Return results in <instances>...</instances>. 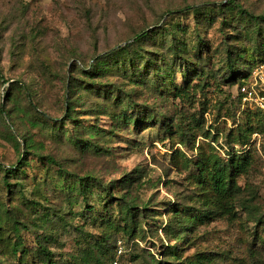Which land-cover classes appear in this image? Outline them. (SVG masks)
Wrapping results in <instances>:
<instances>
[{
	"label": "rangeland",
	"instance_id": "1",
	"mask_svg": "<svg viewBox=\"0 0 264 264\" xmlns=\"http://www.w3.org/2000/svg\"><path fill=\"white\" fill-rule=\"evenodd\" d=\"M227 1L0 0V163L14 171L5 176L0 171V264H40L33 256L14 257L11 248L20 240L34 252L44 237H51L46 245L58 264H74L73 257L96 240L108 241L110 257L103 264H170L164 254L175 245L182 259L198 254L212 259L204 264L264 263V225L258 224L264 221V117L238 108L236 86L224 82L226 52L245 50L251 66L264 57L253 54L243 23L230 14H216L210 25L196 23L189 13L202 5L226 7ZM235 4L264 16V0ZM157 30L165 37L135 43L137 35L154 36ZM167 31L187 46L203 44L201 61L189 55L192 69L172 68L176 88L187 90L184 97H173L170 88L160 94L150 72L145 86L132 85L116 71L93 72L96 59L124 46H141L160 66V59L169 60ZM201 70L195 78L192 73ZM180 71L190 74L188 86ZM94 84L100 94L90 92ZM112 88L131 95L134 114L162 113L185 137L160 133L159 119L115 128L109 115L118 110L102 92ZM247 118L256 128L250 136ZM245 133L246 145L238 144ZM234 154L249 158L247 171L232 178L238 187L234 212L215 213L176 244L164 230L169 208L201 209L194 198H207L199 193L209 189L207 183L196 187L187 160L225 162ZM19 163L23 174L15 171ZM77 178H94L109 189L113 213L118 202L146 207L138 219L142 232L125 236L115 228L121 223L107 221L96 195L88 194L85 204L68 191Z\"/></svg>",
	"mask_w": 264,
	"mask_h": 264
},
{
	"label": "trees",
	"instance_id": "2",
	"mask_svg": "<svg viewBox=\"0 0 264 264\" xmlns=\"http://www.w3.org/2000/svg\"><path fill=\"white\" fill-rule=\"evenodd\" d=\"M225 6L226 7H224V5H202L190 8L189 13L193 14L196 23H200V21L203 20L210 25L213 23L216 14H230L229 17L231 20L234 19V21L237 23H243L245 35L254 45L252 50L253 54H257V57H264V16H253L252 14L244 11L242 8L237 7L235 0H228ZM166 33L167 35L172 36L170 44L166 50L169 60H166L163 57L160 59V66L156 64L157 60L150 59V55L146 54L141 46H138L137 49H130L132 46H124L118 48L114 52L96 59L92 69L93 72L99 75H106V73L116 71L121 73L124 78H129L132 85L140 86H145L147 83H149L150 77H148V72H150L152 75L151 78L154 79L152 86H156V88L159 89L158 91H160V94L163 89L170 88L171 91L174 92L173 97H184L187 90H185V88H176L175 80L171 73L172 68L191 66L190 68L192 69L193 60L189 59V55L192 54L194 59L201 61L200 51L203 47V44L202 41H198V43L195 45L187 46V44L183 41L180 42L176 39L173 31L171 34H169L170 31H167ZM164 34L165 32L161 30H157L154 36H150L148 33H141L136 36L135 43L139 45L146 43L147 41H153L156 36L165 37ZM250 63L251 59L246 58L245 50L237 51L235 54L226 52L225 69L227 74L224 78V82L235 85L238 92V89L241 86L248 83L251 71L264 65V60H259L255 66H251ZM139 68L141 70H139ZM142 72H147V76L142 77ZM203 73V70H201L199 72H193L192 74L195 78H199L203 75ZM179 74L184 78V85L188 86L190 82V74L185 75V72L181 71ZM210 75V71L207 70V76ZM90 89V92H92L94 89L95 91H98V86L94 84L90 87ZM102 92L104 93V100L107 102H112L111 105L113 108L118 110V112H111L109 115L115 128L128 127L129 125H132L134 128H138L142 125H145L146 123H153L159 119L160 133L163 135H171V133L175 131L176 134L180 135L179 137H185L180 127L178 125H175L174 127L173 124L169 122L162 113H159L157 118L154 116V113L157 111H149V116L147 117L146 115H148V112L141 113L137 111L136 114H134L133 110L135 105L130 94L122 96L119 94V90L114 88L108 92L105 90ZM97 93L100 94V91ZM113 94L114 99H112ZM237 102L238 108H240L241 102L239 96H237ZM246 111H250V109H246ZM253 111H255V117L258 115L264 117V111ZM71 112V109L68 110V117L69 113ZM36 114L40 116L39 113ZM45 121L47 122L48 120L45 119ZM247 122L249 124L247 125L245 132H247V135L250 136L252 133H254L256 128H252L249 118H247ZM56 128L57 130L61 129L60 123L56 126ZM92 133H94V135L96 134L94 131H92ZM247 135L246 133L243 136L240 134L239 139L236 140V142L240 145H246L248 141ZM84 145L85 148L92 147L93 149H98L92 144ZM49 161L51 162V160ZM197 161V163H194L192 159H189L187 160L186 165L191 167V169H193L191 171L196 174L197 182L195 185L197 188L202 187L203 189L204 183L209 185V189H203L199 193V195L205 193L208 196L201 201H199L197 198H194L195 202L201 207V209L198 210H194L190 207L187 208L177 206L169 208L168 213L170 218L168 224L164 227V230L168 233L167 235H169L172 240L176 242V244L184 241L188 232L190 233L192 230H194L198 223H202L203 221L210 219V217L215 213L224 211L231 214L234 212L233 207L236 203V200L238 199V187L235 186L232 178L236 173H245L249 166V158L239 154L232 155L225 162L221 160L208 161L206 159ZM21 165L22 163H19V166L15 171L23 174L25 170H23V168L21 169ZM0 171L4 176L14 172L12 169L5 168V166L1 163ZM190 175L192 176V174ZM4 183L6 187H9L6 182ZM93 189L97 190L98 192L93 194ZM67 190L75 193V196L81 197L85 204H87L88 201V194L91 196L96 195L99 203L100 201H103L102 207L107 213V221L121 223L122 227L119 225L121 228H119L118 225L115 228L119 229V231H121L125 236L130 237L134 232H137V234L142 232L138 219H143L145 217L147 208L143 207L142 209L138 210V208L130 204L118 202L115 204L116 210H114V214L113 211H111L113 207L110 203V199L112 200L110 191L107 188L101 187L98 180L94 178H77L75 182L67 187ZM88 207L94 211L93 205L90 206L89 204ZM260 223H263L264 225L263 220H259L258 224ZM50 241L51 237H44L43 243H40L38 240L34 252H32L33 249H26L23 242L18 240L13 244L11 253L14 257H17L18 254L20 255L19 257H22L23 255L27 256L28 258L33 256V258L36 259L40 264H58L53 259L52 252L47 248L46 243ZM107 242V240H96L92 243L88 242L87 245L80 250L79 256L73 257V263L103 264V259H105V257H110L108 246H106ZM178 252L179 248H177L176 245L173 247H168L164 254L167 261H169L166 263L204 264L205 262L212 261V259L207 258L202 254L195 255L194 260L182 259ZM21 259L22 258H20L19 261H21ZM31 264H34V262ZM156 264H159V262ZM254 264H262V262L258 260Z\"/></svg>",
	"mask_w": 264,
	"mask_h": 264
},
{
	"label": "built area",
	"instance_id": "3",
	"mask_svg": "<svg viewBox=\"0 0 264 264\" xmlns=\"http://www.w3.org/2000/svg\"><path fill=\"white\" fill-rule=\"evenodd\" d=\"M247 84L238 89L241 109L264 111V65L255 69Z\"/></svg>",
	"mask_w": 264,
	"mask_h": 264
}]
</instances>
